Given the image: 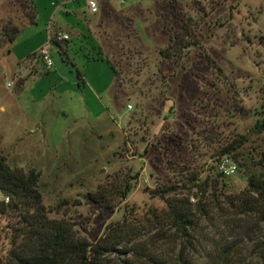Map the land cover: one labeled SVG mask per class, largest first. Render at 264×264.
<instances>
[{
	"label": "rangeland",
	"instance_id": "obj_1",
	"mask_svg": "<svg viewBox=\"0 0 264 264\" xmlns=\"http://www.w3.org/2000/svg\"><path fill=\"white\" fill-rule=\"evenodd\" d=\"M24 1L32 23L22 1L0 0V149L11 167L40 173L50 217L90 242L125 224L134 240L102 264H264V223L230 203L264 174V131H251L264 111V0H89L95 14L85 0ZM3 26L18 27L12 42ZM183 28L195 37L175 53ZM49 31L69 37L49 43L51 67L38 58ZM238 134L249 159L216 185L213 156ZM184 165L209 176L186 234L152 197ZM123 180L131 192L108 194L113 209L90 199ZM13 233L0 215L3 262Z\"/></svg>",
	"mask_w": 264,
	"mask_h": 264
},
{
	"label": "trees",
	"instance_id": "obj_2",
	"mask_svg": "<svg viewBox=\"0 0 264 264\" xmlns=\"http://www.w3.org/2000/svg\"><path fill=\"white\" fill-rule=\"evenodd\" d=\"M20 1L24 7V14L29 17L31 23L34 22L36 11L32 1ZM27 9L30 13L26 12ZM183 29L186 38L181 35L182 33L179 34L176 36L178 40L169 47L175 53L180 52V48L185 46L183 43L185 39L195 37L190 29ZM2 32L7 36L8 41L12 42L18 27L3 26ZM251 131L253 133L264 131V111L262 119L257 121ZM246 141V135L238 134L217 151L218 155L213 156L214 158L217 156L215 162L218 163L224 156H230L237 161L235 163L240 168L242 165L238 161L239 157L244 160L249 159L248 156L244 158L240 153ZM263 164L264 153L256 166L262 168ZM170 169L173 171V176L176 174L175 178H170L166 183L157 186L152 191V197L164 202L169 220L179 231L186 234L189 228H193L196 217L191 208L190 198L195 196L199 199L198 193L206 194L209 176L203 179L204 171L193 168L192 165H184L180 172H176L175 167ZM137 176L129 178L136 180ZM224 178L219 173H215L214 183L224 185ZM39 180L40 173L35 170L24 171L21 168L11 167L0 149V193L3 196L0 200V215L7 219L8 224H12L14 230L12 240L14 247L10 249L4 262L0 260V264H102L107 253L116 252L117 246L134 240L135 234L125 224H117L113 228V224L108 225L104 235L96 242H90L79 236L75 230V223L50 217L52 212L43 203ZM131 189V182L123 180L119 182L117 189L101 186L94 193H90L89 197L100 208L113 209L108 194L115 192L117 198L124 201ZM181 194L184 196L181 197ZM230 203L243 214H256L264 223V174L261 171L252 172L248 177L246 190L235 196Z\"/></svg>",
	"mask_w": 264,
	"mask_h": 264
},
{
	"label": "built area",
	"instance_id": "obj_3",
	"mask_svg": "<svg viewBox=\"0 0 264 264\" xmlns=\"http://www.w3.org/2000/svg\"><path fill=\"white\" fill-rule=\"evenodd\" d=\"M87 5L92 13H95L97 11V6L95 2L88 0ZM49 33L50 34L47 44L42 46L38 50V58L41 59V61L47 67H51L53 65V61L49 51L50 49L49 43H51L52 41L62 43L64 41L66 42L69 39L67 34L62 33L60 31H56V32L49 31ZM128 108H130V106ZM236 172H237V164L227 156L222 157L221 160L217 163V173L223 175L224 177H230L234 175Z\"/></svg>",
	"mask_w": 264,
	"mask_h": 264
},
{
	"label": "crops",
	"instance_id": "obj_4",
	"mask_svg": "<svg viewBox=\"0 0 264 264\" xmlns=\"http://www.w3.org/2000/svg\"><path fill=\"white\" fill-rule=\"evenodd\" d=\"M87 0H85V3H86V5H87V2H86ZM98 12V11H97ZM95 14V13H94ZM52 32V31H51ZM50 34V33H49ZM49 34H48V38H49ZM0 146H1V143H0Z\"/></svg>",
	"mask_w": 264,
	"mask_h": 264
},
{
	"label": "water",
	"instance_id": "obj_5",
	"mask_svg": "<svg viewBox=\"0 0 264 264\" xmlns=\"http://www.w3.org/2000/svg\"><path fill=\"white\" fill-rule=\"evenodd\" d=\"M220 176H222V177H223V175H220Z\"/></svg>",
	"mask_w": 264,
	"mask_h": 264
}]
</instances>
